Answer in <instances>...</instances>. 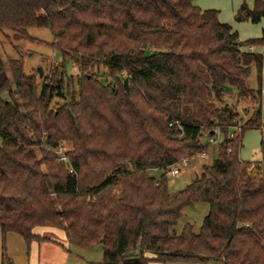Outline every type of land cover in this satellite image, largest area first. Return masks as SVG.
I'll return each instance as SVG.
<instances>
[{
  "label": "trees",
  "instance_id": "obj_1",
  "mask_svg": "<svg viewBox=\"0 0 264 264\" xmlns=\"http://www.w3.org/2000/svg\"><path fill=\"white\" fill-rule=\"evenodd\" d=\"M193 2L0 0V30L19 40L47 28L61 59L38 85L20 60L0 57V264H10L8 233L29 245L46 240L34 233L42 227L83 249L100 244L101 264H264V141L260 161L239 158L244 131L261 126V89L249 77L255 68L259 82L264 49H246L264 47V29L241 42ZM239 11L257 24L264 0ZM214 127L211 164L171 192L166 167L207 150ZM64 140L66 162L48 150ZM196 202L208 205L199 232L187 223L174 234Z\"/></svg>",
  "mask_w": 264,
  "mask_h": 264
},
{
  "label": "rangeland",
  "instance_id": "obj_2",
  "mask_svg": "<svg viewBox=\"0 0 264 264\" xmlns=\"http://www.w3.org/2000/svg\"><path fill=\"white\" fill-rule=\"evenodd\" d=\"M254 0H194V5L201 10H216L218 20L221 23L228 24L238 35L241 42L259 38L264 29V19L257 24H253L249 19H245L239 11L242 4L252 8ZM13 32L8 29L0 30V57L5 62L8 59L20 60L23 71L27 76H33L42 83V79L59 67L60 55L53 48V35L47 28L30 27L26 29L27 38L16 40L13 38ZM246 49V48H243ZM264 47H252V52L262 53ZM249 50V49H246ZM264 66V65H263ZM38 68L41 70L39 76ZM263 68V67H262ZM59 69V68H58ZM78 69L72 63L66 64V75L73 80L78 76ZM103 76V74L101 73ZM68 76V77H69ZM110 81V80H109ZM104 82V78H101ZM111 83V82H110ZM251 88L262 90L261 92V126L259 128L247 129L241 137V148L239 157L245 161H260V143L264 141V72L260 74V80H257V71L251 69L249 77ZM244 111V110H243ZM243 122L251 116V113H241ZM48 149V148H46ZM37 159H39L40 146H33ZM48 150L54 154L59 161V157L72 150V144L69 141H59L54 148ZM213 155H211L212 157ZM66 159L68 160L67 156ZM211 161L191 162V167L183 175L173 179L171 192L181 190L195 177H198L202 167L210 165ZM161 170L155 169L148 171V174L158 177ZM208 213V205L204 202H196L182 210V216L177 221L173 232L179 235L185 224H190L192 231L198 233L204 217ZM42 232L41 237L46 240L32 241L26 245L22 238L16 234L8 233L5 238L4 252L9 259L10 264H101L102 248L100 244L94 245L90 249H83L74 246L69 241L66 233L60 229L51 227H42L37 230ZM1 263V257H0ZM148 264H160L149 262Z\"/></svg>",
  "mask_w": 264,
  "mask_h": 264
},
{
  "label": "built area",
  "instance_id": "obj_3",
  "mask_svg": "<svg viewBox=\"0 0 264 264\" xmlns=\"http://www.w3.org/2000/svg\"><path fill=\"white\" fill-rule=\"evenodd\" d=\"M249 50H252V47L249 48ZM264 72V66L262 68V73ZM177 126L178 128H181V124L179 122H171L169 123V126ZM205 128H201V132H204ZM229 138H239L241 135V127L239 125L231 126L229 127ZM221 138V128L220 127H214L211 130V134L207 135L204 138V144L208 147L207 150H201L199 149L196 151L193 155L189 157H184L180 159L179 161L175 162L174 164L166 167L165 174L167 176L168 182L173 183V179L178 178L179 176L183 175L187 170L191 167V162H206L213 159L215 153L217 152L219 141ZM211 155H213L211 157ZM60 161L66 162V155L63 154L58 158Z\"/></svg>",
  "mask_w": 264,
  "mask_h": 264
},
{
  "label": "water",
  "instance_id": "obj_4",
  "mask_svg": "<svg viewBox=\"0 0 264 264\" xmlns=\"http://www.w3.org/2000/svg\"><path fill=\"white\" fill-rule=\"evenodd\" d=\"M38 73H39V76H41V70H40V68H38ZM122 82H123V86H124L125 90L128 91L127 79L124 78ZM168 185L170 187L171 186V183H168Z\"/></svg>",
  "mask_w": 264,
  "mask_h": 264
},
{
  "label": "crops",
  "instance_id": "obj_5",
  "mask_svg": "<svg viewBox=\"0 0 264 264\" xmlns=\"http://www.w3.org/2000/svg\"><path fill=\"white\" fill-rule=\"evenodd\" d=\"M261 92H262V90H261ZM239 158H240V157H239ZM240 159H241V158H240ZM241 160H243V159H241ZM243 161H245V160H243ZM173 184H174V183H171V186H170V187H172ZM37 230H39V228H35V229H34V233H35L36 235L41 236L42 232H37Z\"/></svg>",
  "mask_w": 264,
  "mask_h": 264
}]
</instances>
